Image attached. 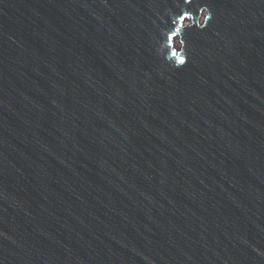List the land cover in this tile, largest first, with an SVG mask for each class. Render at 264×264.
<instances>
[{
	"label": "water",
	"instance_id": "obj_1",
	"mask_svg": "<svg viewBox=\"0 0 264 264\" xmlns=\"http://www.w3.org/2000/svg\"><path fill=\"white\" fill-rule=\"evenodd\" d=\"M178 8L0 0V264H264V0Z\"/></svg>",
	"mask_w": 264,
	"mask_h": 264
},
{
	"label": "snow or ice",
	"instance_id": "obj_2",
	"mask_svg": "<svg viewBox=\"0 0 264 264\" xmlns=\"http://www.w3.org/2000/svg\"><path fill=\"white\" fill-rule=\"evenodd\" d=\"M170 2H175L177 4V11L175 12L174 16L168 21L169 30L164 37L166 44L169 45L175 40L177 33L183 34V31L186 30L187 27H191L186 26L184 22L190 18L194 19L193 14L190 11L180 10L178 8V5L180 3L190 5L192 3V0H170ZM207 19H210V17H207ZM172 55L175 56V52H173ZM179 62L183 64L186 61L184 59H181Z\"/></svg>",
	"mask_w": 264,
	"mask_h": 264
}]
</instances>
